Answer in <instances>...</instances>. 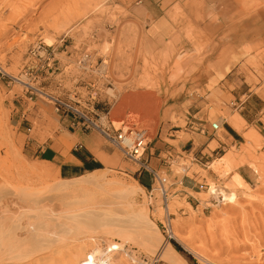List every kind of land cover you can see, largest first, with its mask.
Masks as SVG:
<instances>
[{"label":"rangeland","instance_id":"1","mask_svg":"<svg viewBox=\"0 0 264 264\" xmlns=\"http://www.w3.org/2000/svg\"><path fill=\"white\" fill-rule=\"evenodd\" d=\"M226 1L229 4L225 7L229 10L233 8L231 2L238 3L237 8L234 5L236 10L233 12L241 18L264 6V0ZM126 15L125 9L115 0H0V225L4 227L19 221L21 216L19 224L23 225L3 236L6 246L22 241L25 244L28 238L29 244L33 239L39 240L36 236L41 237L45 230L54 227L53 221L49 219L64 220L69 217L65 219L67 222H62L73 228V221L81 220L79 214L88 213V208L82 207L80 203L72 200L58 201L50 187L52 181H78L98 176L102 180V188L117 181L127 183L131 179L142 186L137 172L138 165L126 160L103 137L102 143L110 155L98 153L102 161L101 168L88 173V176L82 175V178L61 179L53 164L35 158L29 150L34 139L40 144L49 140H64L63 146L66 149L70 147L65 140L67 129L61 122V116L55 112L53 103L38 90L53 96L71 93L73 97L74 91L83 96L87 92L94 94L91 103L101 106L99 121L102 124L111 121L115 127L125 124L124 128L135 125L147 129L148 143L143 155L146 158L148 152L152 151L151 142L156 135L164 105V101L159 99V93L165 86H160L159 76L167 73L173 81H181L189 75V71L194 72L192 68H187L188 63L184 61L187 58L183 59L182 68L177 70V56L183 54L188 45L193 46L192 51L194 48L207 50L210 47L213 52H203L199 57L197 55L193 64L196 61V66H200L203 61L207 62V67L216 76V71L209 64L221 71L223 65L231 67L234 62L235 67L232 70L230 68L226 78L223 79V76L215 84L222 83V87L229 92L238 85L241 92L245 91L243 84L251 80L258 82L256 76H264V38L256 40V44L252 45L243 36L242 27L239 40H232L225 33L210 36L206 30L188 25L183 30V37L174 42L181 46L176 52L157 55L146 51L145 43L138 36V29L126 20ZM47 39L53 41L51 46L45 44ZM220 43L223 44L220 49L210 46ZM33 50L41 56L34 57ZM232 50L238 51L237 61ZM104 61L107 65H104L102 71ZM163 65L166 67L162 68ZM86 81L93 83V87L84 89ZM214 86L209 85L208 88ZM176 87L179 90L181 85ZM251 87L255 89L254 85ZM21 111L24 117L16 126V118L13 116ZM234 113L238 115L236 111ZM172 120L177 124L174 118ZM209 121H227L238 130L246 127L244 123L234 122L233 116L214 109L209 112ZM178 124L181 127L185 125L184 122ZM219 130L217 135L224 141L223 127ZM182 134L178 133L179 136ZM243 136L240 144L219 150L218 154L210 156L208 163L203 161L197 165L194 151L191 154L180 150L177 154L170 153L166 162L165 159L160 161L161 167L157 170L162 184L155 180L147 189L142 186L146 194L149 224L159 228L163 240L181 246L182 251L179 253L188 264H264V138L253 130ZM216 146L217 143L213 141L209 148ZM222 156L224 158L220 159ZM226 157L234 164L230 170L227 167L230 163L224 160ZM240 165H244L240 171L249 187L238 186L232 176ZM46 170L49 171V178L43 176ZM185 175L192 176L202 185L201 189H196L198 193L181 191L180 181ZM143 181H149V177L144 175ZM213 187H226L227 192L233 191L234 201H221L212 194ZM162 189L166 192V200ZM81 208L88 211L83 212ZM128 209H133V205ZM73 211L81 212L77 214ZM73 216L77 218L71 219ZM86 216L89 217L88 214ZM33 217L35 220L31 221ZM130 226L128 230H122L123 233L128 231L123 235H120L121 229L116 228L112 231L114 234L108 237L78 238L69 248L60 247L55 240L48 239L49 242L53 241L49 247H55L54 251L41 255L33 253V257L20 258L22 260L17 264H68L74 249L80 245L84 247L82 258L105 254L110 257L111 264H137L132 259L139 257L143 260L141 264H168L157 254L137 244L139 239L134 234V225ZM171 229L176 232L177 238L171 235ZM25 248L28 252L23 250L28 254L32 250L28 246Z\"/></svg>","mask_w":264,"mask_h":264},{"label":"crops","instance_id":"2","mask_svg":"<svg viewBox=\"0 0 264 264\" xmlns=\"http://www.w3.org/2000/svg\"><path fill=\"white\" fill-rule=\"evenodd\" d=\"M115 1L125 9L127 13L126 20L138 29V36L145 43L146 51L157 55L164 52H176V49L181 46L174 42L183 37V30L188 25L199 27L200 30H206L210 36H219L225 33L231 36L232 40L240 37L239 30L242 27L244 30L243 36L248 38L252 45L256 44V40L264 38V6L254 9L241 18L239 14L233 12L236 10L234 5L237 8L238 3L231 2L233 8L229 10V8L225 7L229 4L226 0ZM188 46L184 52L187 55V59L184 61L186 64L188 63L187 68H192L194 72L189 71V75L181 81H173L167 73L159 76V78L161 77L160 86H165L160 89L161 92L159 93V99L164 101V105L161 109L156 135L151 142L150 149L152 151L150 150L146 157L150 168L155 170L161 167L160 161L168 158L170 153L177 154L178 150L187 154H191L194 151L196 164L199 165L198 163L202 164L203 161L206 163L210 162V156L218 154L219 150H225L229 145L240 144L244 137L243 135L250 130L255 131L257 135L264 138V76H256L258 82L251 80L250 83L243 84L245 91L241 92L238 85L229 92L227 88L222 87V83L221 85L215 84L219 80L221 81L223 76H225L223 79L226 78L230 68L232 70L235 67L234 62L231 67L228 64L224 65V71H217V68L209 64L210 68L216 71V76L207 67V62L203 61L200 66H196V61L195 65L193 64L194 57L197 55L199 57L203 52L205 54H207L206 52H213L209 49L210 47L207 50L194 48L192 51L193 46ZM210 46L220 49L223 44ZM232 51L235 53L237 61L238 51ZM190 54L192 55L189 56ZM178 61L181 63L178 62L177 70H180L183 60L178 59ZM200 61L198 60L197 62ZM165 67L164 65L162 66V68ZM262 69H264V65H262ZM85 84L86 87L84 86V89H87L88 86L93 87V83L90 81H86ZM176 85H181L179 90H176ZM207 85L215 86L209 89ZM251 85H254L255 89H252ZM70 95L71 93H66L56 96L67 99L71 97ZM93 95L87 92L83 96L80 92H76V96L71 98L78 101L81 108L90 111L93 117L95 115L100 116L99 108L101 106H94L91 103L93 102L91 100ZM211 109L224 115L233 116L234 122L244 123L243 126L246 127L238 130L227 121H223L221 126L224 130L222 134L224 141L220 140L217 135L218 131L213 132L211 130V122L209 121ZM235 111L238 115H233ZM57 114L61 116L62 124L66 126L67 133H64V136L70 147L66 149L63 146L64 140H49L45 144H40L37 139H34L29 147L31 154L39 161L53 164L61 179L77 178L100 169L102 161L97 154H109L107 147L102 143V136L95 130L72 127L70 115L60 112H57ZM13 117L16 118V126H18L22 122L24 114L21 111ZM173 118L177 124H174ZM180 122L185 123L184 127L178 124ZM71 128L72 130L70 131L69 129ZM180 132H183L181 136L178 135ZM168 140L176 143H169ZM213 141L217 143V146L210 149L209 145ZM242 166L244 165L238 167L237 172L243 177L240 171ZM138 175L144 188L147 189L152 186L148 172L143 171L138 173ZM144 175L149 177V181H143ZM180 185L181 191L184 193L186 191L198 193L196 189L202 188L198 180L188 175L181 179Z\"/></svg>","mask_w":264,"mask_h":264},{"label":"bare ground","instance_id":"3","mask_svg":"<svg viewBox=\"0 0 264 264\" xmlns=\"http://www.w3.org/2000/svg\"><path fill=\"white\" fill-rule=\"evenodd\" d=\"M88 2L89 1H87V4L89 6ZM90 5H92V4L90 3ZM88 6H86L85 8L87 9ZM45 44L48 46H51L53 44V41L50 39H47L45 41ZM191 55L192 54H190L189 56H191ZM186 57H187V55L183 53V54H179V56H177V59L182 61ZM179 63H181V62H179ZM104 65H107L106 61L103 62L102 71L104 70V67H105ZM104 76H106V75H104ZM224 156H222V158H220V159H223ZM227 158H229V157H226L224 160H226ZM227 160H228L227 164L230 163L229 166L227 165L228 169L230 170V168H232L234 166V164H233V161H229V159H227ZM225 162H227V161H225ZM43 176L49 178L50 177L49 171H47V170H46V172L44 171ZM87 176H88V174H87ZM232 176L234 177L235 182L238 186L249 187V184H247L245 182L243 177L237 171L234 172V174ZM81 178H82V176H81ZM73 181H72V179L71 180H64L61 182L52 181V183L51 184L49 183V184H50L51 190H53L54 194L57 196L58 201L72 200L75 203H78V204L80 203L82 205V207L84 206V207H86V209L88 208L89 211L85 209L86 212L88 211V213L85 214V212H84L85 210L82 208L81 209L83 210L84 213H80L81 211H77L80 213L79 214L76 211H73L72 213L76 212L80 216L78 218H81V220L77 219V220L73 221V224H74V225L72 224L73 228L68 227L67 225L63 224L64 221L67 222L65 219H69V217L65 218L64 220H62L63 218H61V220H59V219L50 220L49 219V221H53L54 227H51L50 230H48V229L45 230L43 232L45 234L44 235L42 234L41 237L36 236L39 238V240L32 238L33 242L31 244L28 243V240H30V238H28V240L26 241L25 244H23L22 243L23 241H22V242H18L17 244L10 243L13 245L6 246L5 243L3 242V239H2L3 236H5V234H7V233L11 234V232L18 230V229H20L21 226H23V225L19 224V221H22L21 220L22 216H21V219H19V221L17 220V221L11 222L10 224H8L4 227H1V225H0V255H1L0 256V264H17L18 262H20L22 260L20 258L26 259V258H28V256L33 257V255H32L33 253L41 255V254H44V253H47L50 251H54L55 247H53V248L49 247L53 241H51V242L47 241L48 239H51V238L53 240H55V242L59 243L61 245L60 247L69 248L70 245L73 242H75L74 240H78V238H81V237H84V238L85 237H89V238L95 237L96 238V237H102V236L108 237L113 233L112 231L116 230V228L121 229L122 234H120V233H118V234H120V235L126 234L128 231L126 233L125 232L123 233L122 230H128V227L130 225L131 226L134 225V228H135L134 234L139 239V242H137V244L142 246L146 251L157 254L161 260L167 262L168 264H188L187 261L182 257V255H180L177 252V250L174 248V246L172 244L163 240V235L160 232L159 228L154 224H149L148 218H147L148 213H146V209H147L146 203L147 202H146L145 190L138 184V182L135 179H131V181H129L127 183L119 182V181H117L115 183L113 182L112 185L110 184L105 188H102V184L100 182L102 180L98 176L97 177H90L89 176L87 178L86 177L82 178L78 181H74V182ZM133 185H134V187H132ZM83 188H85V190L87 189V191L84 192ZM212 189H213V190H211L212 194H214L216 197L220 198L221 201H231V200L234 201L233 199L235 197V194L233 193V191L227 192L226 187L224 189H222V188L215 189L213 187ZM16 191H18V190H16ZM23 193L25 194V192H23ZM24 194L21 196L23 197ZM18 197L19 196H17V198ZM0 201H2V200H0ZM165 202H167V201H165ZM85 205H87L88 207ZM131 205H133V209L129 210L128 208ZM166 207H167V213H168L167 203H165V208ZM70 210H71V208H70ZM1 214H3V213H1ZM87 214L89 215V217L86 216ZM95 214L97 216L94 218L93 216ZM8 217L9 216H7L6 218H8ZM60 217H62V216L60 215ZM74 217L75 216H73V218H71V219H74ZM75 218H77V217H75ZM2 219H4V216ZM30 220L33 221V220H35V218L33 217ZM45 221H48V220H45ZM50 223H52V222H50ZM31 225H36V224L32 223ZM27 226H29V224ZM32 227H31V229H34ZM110 229H113V230H110ZM30 230L28 229V231H30ZM132 230H133V228H132ZM28 231H26V232H28ZM131 232L133 233V231H131ZM170 233L172 236L177 238L176 232H174L172 229L170 230ZM35 235H36V233H35ZM46 235L49 237H45ZM43 236H44V238H43ZM129 237H133V236H129ZM135 237H133V238H135ZM11 238L12 237H10L9 239L12 241ZM45 238H47V239H45ZM120 238H122V236ZM12 242H14V241H12ZM47 242H49V243H47ZM27 243H28V245H27ZM7 245H9V243ZM26 246L31 247V249H32L29 254L27 253L28 249L25 248ZM73 247L74 246H72L71 248H73ZM86 247L87 246H85V248ZM83 248H81V245H80L79 247L77 246L74 249L73 254L70 256V259L68 260V264H111V261L109 259L110 257L108 258L105 254L88 255L89 258H82ZM23 249H26L27 252ZM17 252H20L19 253L20 255L17 254ZM105 253L107 254V252H105ZM2 254H4V256H2ZM61 254H64V253L62 252ZM59 255H60V253H59ZM135 258H137V257H135ZM141 259L142 258H140V257L137 259H132V262L134 261L133 263L141 264L143 261Z\"/></svg>","mask_w":264,"mask_h":264},{"label":"built area","instance_id":"4","mask_svg":"<svg viewBox=\"0 0 264 264\" xmlns=\"http://www.w3.org/2000/svg\"><path fill=\"white\" fill-rule=\"evenodd\" d=\"M34 51V50H33ZM32 51V52H33ZM38 51H34L32 55L35 57L39 55ZM40 94L46 96L54 105L55 112H60L65 115H70L71 117V126L77 127L85 130H95L97 131L105 141L111 146L118 149L123 157L138 165L137 172L141 173L143 171L150 174V182L156 180L159 184H162L158 171L150 168L148 161L144 158V152L147 148V129L143 127H137L135 125H129L125 127V124L122 127H115L111 121L108 124H102L99 120V116L91 114L85 108L79 106L78 101L73 100L71 97L67 99H62L58 96H53L44 93L41 90H38ZM73 97L76 96V92L72 93ZM221 127V123L212 122L211 130L217 132ZM169 157V156H168ZM168 158H165V162ZM194 160H196L194 158ZM164 199L166 200V192L162 189Z\"/></svg>","mask_w":264,"mask_h":264},{"label":"trees","instance_id":"5","mask_svg":"<svg viewBox=\"0 0 264 264\" xmlns=\"http://www.w3.org/2000/svg\"><path fill=\"white\" fill-rule=\"evenodd\" d=\"M174 248L177 250V252L179 253V251H182L181 246H179L177 243L173 242ZM180 254V253H179ZM181 255V254H180ZM183 257V256H182ZM184 258V257H183ZM185 259V258H184Z\"/></svg>","mask_w":264,"mask_h":264}]
</instances>
